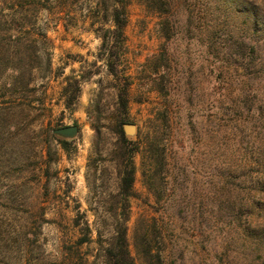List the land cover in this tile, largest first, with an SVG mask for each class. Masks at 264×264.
<instances>
[{"label":"rangeland","instance_id":"obj_1","mask_svg":"<svg viewBox=\"0 0 264 264\" xmlns=\"http://www.w3.org/2000/svg\"><path fill=\"white\" fill-rule=\"evenodd\" d=\"M167 1L130 0L120 50L123 128L140 144L130 249L136 264H264V0ZM48 4L51 71L35 74L24 110L0 94V264H108L125 163L111 11ZM69 125L75 137L54 133Z\"/></svg>","mask_w":264,"mask_h":264},{"label":"trees","instance_id":"obj_2","mask_svg":"<svg viewBox=\"0 0 264 264\" xmlns=\"http://www.w3.org/2000/svg\"><path fill=\"white\" fill-rule=\"evenodd\" d=\"M106 8L111 11L113 29H108L110 37H104V45L112 44L116 51H112L108 59V68L112 75L123 78L119 89L118 99L121 106V121L119 141L124 150V170L120 181L119 198L122 207L118 213V220L113 227V235L104 248L103 256L108 264H136L130 249L128 237V222L131 212V197L135 196L134 183L136 179V164L134 155L140 150L137 141L130 140L123 128L128 123L129 90L131 82L126 72H119V64L123 54L120 52L125 43V30L129 22L130 0H102ZM146 4L159 11H165L170 2L165 0H146ZM49 8L48 0H0V94L8 96L5 104L11 109L24 110L28 104L30 93L37 91L33 82L36 73L48 74L52 69V59L49 48L52 41L47 36L46 29L40 23L39 14ZM6 10L10 13H6ZM9 44L5 46V43ZM27 42V45L24 43ZM72 84L64 89L66 107L71 108L79 98L81 80L74 79ZM71 83V82H70ZM46 94V91L43 92ZM67 144V141H62ZM80 223H77L79 225ZM86 230L90 231L89 225ZM92 239L85 234L77 243L83 245ZM152 253L148 250L147 253Z\"/></svg>","mask_w":264,"mask_h":264},{"label":"water","instance_id":"obj_3","mask_svg":"<svg viewBox=\"0 0 264 264\" xmlns=\"http://www.w3.org/2000/svg\"><path fill=\"white\" fill-rule=\"evenodd\" d=\"M127 130L129 132L134 130L133 125H128ZM79 128L77 125H69V126H64L60 127L58 129L54 130V133L64 136V137H75L78 134Z\"/></svg>","mask_w":264,"mask_h":264}]
</instances>
